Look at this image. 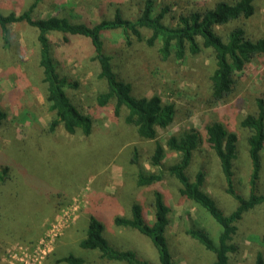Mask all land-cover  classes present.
I'll list each match as a JSON object with an SVG mask.
<instances>
[{"label": "rangeland", "instance_id": "1", "mask_svg": "<svg viewBox=\"0 0 264 264\" xmlns=\"http://www.w3.org/2000/svg\"><path fill=\"white\" fill-rule=\"evenodd\" d=\"M33 1L0 0V13H21ZM143 1L44 0L34 16L43 18L52 12L59 14L55 8L65 3L64 15L76 22L85 19L97 22L110 16L117 7L125 17L133 19L143 7ZM155 1L157 13L169 5V0ZM214 1L182 0V7L187 3L212 4ZM253 4L255 14L248 21V29L257 40L264 38V0H253ZM175 15L174 10L167 12L164 23L174 26ZM144 34L148 36L149 32ZM59 37V33L50 35L58 73L75 84L68 90L79 110L94 120L96 132L90 137L81 131L72 135L59 126L48 137L37 135L47 129L53 117L46 102L47 88L39 66L37 30L25 22L11 25L10 45L4 46L0 39V109L7 113V120L0 127V165L9 166L6 180L0 182V264H67L61 260L70 255L82 258L83 264H126L108 261L101 258L98 250L80 247L90 216L95 213L103 225V236L111 246L132 250L138 258L159 264L157 251L148 238L113 223L118 214L130 217L134 200L148 204L150 199L149 193L135 187L130 130L114 121L110 109L95 102V95L105 90V82L98 78L100 68L93 58L90 42L85 38H73L70 45L59 46ZM121 37L119 31L103 34L115 71L127 77L139 95L156 94L176 107L174 122L167 129L159 130V140L165 142L171 135L191 127L200 129L208 117L222 121L238 134L235 186L239 193L247 196L250 189L248 143L239 123L258 110L256 97L261 90L264 53L250 63L247 76L242 79L243 87L231 103L211 106L208 103L210 76L215 63L209 52L187 57L181 63L163 62L151 50L134 47L125 52L122 64L115 48ZM125 137L129 141L125 142ZM147 149L141 146L143 152ZM207 159L206 191L225 209L233 210L235 202L224 191L216 159ZM173 160L175 156L168 157V162ZM261 164L257 192L264 194V151ZM172 185L173 180L167 179L163 187L172 212L169 233L170 244L174 247L169 245V249L174 261L177 264H212L215 254L181 230L202 228L217 241L220 225L206 210L179 197ZM148 213L151 221L152 215ZM237 226L233 237L237 250L230 255L229 264H253L257 253H264V204L246 212Z\"/></svg>", "mask_w": 264, "mask_h": 264}, {"label": "trees", "instance_id": "2", "mask_svg": "<svg viewBox=\"0 0 264 264\" xmlns=\"http://www.w3.org/2000/svg\"><path fill=\"white\" fill-rule=\"evenodd\" d=\"M43 1L34 0L21 13H0V39L6 47L10 45L11 25L25 22L37 30L39 66L47 88L48 109L53 113L47 129L37 135L48 137L59 126L72 135L81 131L84 136L90 137L96 132L94 120L79 110L68 90L75 84L58 73L50 35L59 33V46L70 45L73 38L87 39L93 58L99 64L98 78L105 82V90L95 95V102L104 109H110L114 121L130 130V141L128 137L124 141L134 145L131 165L136 170L135 187L146 191L150 197L148 204L134 200L130 217L118 214L113 223L116 227L137 231L148 238L157 251L159 264H177L169 249V245L174 247L170 244L169 233L172 212L163 187L167 179H172V187L179 197L206 210L221 227L217 241L202 228L181 231L215 254L212 264H229L230 255L237 250L233 237L238 222L246 212L264 204V194L257 192L261 153L264 151V70L260 75L261 90L256 97L258 110L246 115L239 123L247 137L250 164V189L249 194L244 196L235 186L239 160L238 134L222 121L208 117L200 129L191 127L178 135H171L165 142L160 141L159 130L167 129L175 120V105L165 103L156 94L150 97L139 95L134 84L115 71L103 34L121 32V40L115 48L120 53L122 64L125 52L134 47L151 50L163 62L181 63L187 57L209 52L215 65L210 76L208 103L211 106H227L243 87L242 79L247 76L250 63L264 53V38L254 40L248 29V21L255 14L253 0H215L212 4L187 3L185 7H182V0H169V5L158 13L155 0H144L139 14L133 19L125 17L121 8L117 7L110 16L97 22L90 19L83 22L71 20L64 15L65 3L55 8L61 14L52 12L47 17H35L34 12ZM172 10L176 14L174 26L164 23L167 12ZM145 31L149 32L148 36H145ZM6 120L7 113L0 109V127ZM141 146L148 149L143 152ZM169 156H175V160L168 162ZM210 157L216 159L225 193L235 202L233 210L225 209L217 198L206 191L209 172L205 162ZM8 171V165H0V182L6 180ZM221 207L231 212L227 214ZM148 212L152 215L151 221L147 217ZM262 241L264 243V234ZM79 245L83 249L98 250L101 258L108 261L154 264L138 258L132 250L111 246L103 236V225L96 213L90 216L86 237ZM61 261L67 264L84 263L82 258L72 255ZM253 264H264L263 252L257 253Z\"/></svg>", "mask_w": 264, "mask_h": 264}]
</instances>
